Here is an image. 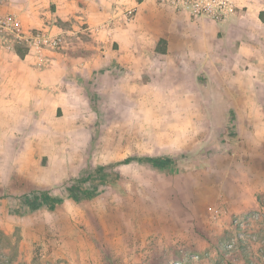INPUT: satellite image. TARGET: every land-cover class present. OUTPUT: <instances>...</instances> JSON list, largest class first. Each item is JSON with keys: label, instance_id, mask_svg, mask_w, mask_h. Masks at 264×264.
Masks as SVG:
<instances>
[{"label": "rangeland", "instance_id": "obj_1", "mask_svg": "<svg viewBox=\"0 0 264 264\" xmlns=\"http://www.w3.org/2000/svg\"><path fill=\"white\" fill-rule=\"evenodd\" d=\"M82 100L90 110L67 137L49 126L67 122L61 110L0 112V264H264V206L236 212L209 168L222 129L168 108L191 97ZM199 173L219 192L198 206Z\"/></svg>", "mask_w": 264, "mask_h": 264}, {"label": "crops", "instance_id": "obj_2", "mask_svg": "<svg viewBox=\"0 0 264 264\" xmlns=\"http://www.w3.org/2000/svg\"><path fill=\"white\" fill-rule=\"evenodd\" d=\"M237 2V12L217 23L159 0H0V15H14L26 31L66 36L63 47L46 51L45 65L23 45L7 48L0 40V112L44 119L61 110L67 122L49 126L67 137L74 121L83 125L82 112L90 109L82 96L89 93L109 91L118 105L120 96L137 94L191 97L168 108L192 112L193 128L205 126L199 117L208 113L210 126L222 129L214 142L223 149L209 159L220 192L240 214L258 209L264 206V3ZM126 9L135 10L132 21L123 19ZM201 182L199 173L198 206L205 193L219 192Z\"/></svg>", "mask_w": 264, "mask_h": 264}, {"label": "built area", "instance_id": "obj_3", "mask_svg": "<svg viewBox=\"0 0 264 264\" xmlns=\"http://www.w3.org/2000/svg\"><path fill=\"white\" fill-rule=\"evenodd\" d=\"M172 4L175 9L189 13L195 19H208L217 23L232 17L238 9L237 0H159ZM135 10L126 9L123 19L127 22L134 19ZM0 40L7 48L23 45L28 53L39 63L45 65V53L58 50L66 43L64 33L49 30L26 31L21 21L14 15H0ZM224 210L221 205L211 208L210 216L218 219Z\"/></svg>", "mask_w": 264, "mask_h": 264}, {"label": "trees", "instance_id": "obj_4", "mask_svg": "<svg viewBox=\"0 0 264 264\" xmlns=\"http://www.w3.org/2000/svg\"><path fill=\"white\" fill-rule=\"evenodd\" d=\"M24 51H27V49H25ZM22 55H24V53H21ZM142 160H146V161H150V162H154L156 165H165L167 160L164 158H157V159H142ZM49 197H47L46 199H48Z\"/></svg>", "mask_w": 264, "mask_h": 264}]
</instances>
